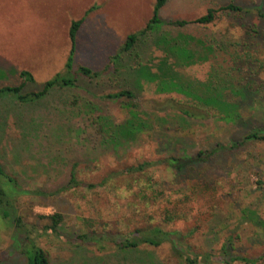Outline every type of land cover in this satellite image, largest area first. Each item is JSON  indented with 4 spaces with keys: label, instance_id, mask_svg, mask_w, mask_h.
Segmentation results:
<instances>
[{
    "label": "rangeland",
    "instance_id": "obj_1",
    "mask_svg": "<svg viewBox=\"0 0 264 264\" xmlns=\"http://www.w3.org/2000/svg\"><path fill=\"white\" fill-rule=\"evenodd\" d=\"M155 1L0 0V87L18 85L23 80L19 71L26 69L32 73L34 82L27 81L21 92L41 89L47 79L64 68L70 49V22L80 18L84 21L76 36L74 63L101 69L125 36L148 22ZM230 2L250 13L244 18L242 12L219 9ZM208 8L218 9L214 22L184 27L162 25L170 35L181 33L196 37L180 42L189 45L191 59L180 55V47L163 52L150 41L147 46L143 45L139 58L124 57L126 65L120 67L114 81L101 79L100 84H95L99 81L93 80L95 85L86 90L82 85L86 84L85 79L80 77L81 84L55 87L22 106L10 95L0 101V159L20 185L53 191L67 183L72 168L80 172L82 179L94 181L95 174L102 171L122 170L135 162H151L139 173L140 182L133 183L130 190L107 186L20 199L23 220L38 228L41 235L37 242L53 264H180L172 256L169 243L123 252L107 239L103 243L105 250H98L95 245H81L75 239L85 229L99 228L111 234L132 230L144 217L143 210L160 223L166 209L179 214L167 224L169 229H180L185 234L198 223L202 226L188 239L196 250L203 247L218 252L223 240L232 233L233 245L240 255L257 258L254 264H264V141L249 140L230 152L222 150L214 161L196 163L193 174L186 178L176 177L175 170L164 163L169 155L181 156L183 152L193 155L217 143L229 145L231 137L242 138L246 129L224 123L212 112H206L205 105L177 90L159 92L156 81L161 79L173 86L182 82L196 88L205 87L203 90L208 92L210 83L238 87L248 67L256 73L262 91L244 104L241 112L245 111L243 117L249 114L246 117L251 118L250 126L264 131V41L251 45L249 58L243 45L247 20L259 33L264 31V20L259 16V12L264 14V0H167L159 15L165 21L193 19ZM209 43L215 50L210 54ZM204 51L206 55L202 57ZM146 77L157 80L150 82ZM220 80L223 85L219 84ZM138 84L140 87L135 90L140 91L132 100L103 96V93ZM238 97L232 96L235 101ZM168 99L202 110L205 117H184L165 104ZM70 100L74 104H65ZM85 101L98 107L96 114L117 123L127 117V102H132L142 117L150 114L161 127L155 125L139 135L137 144L119 150L120 156L116 158L111 150L98 148L93 118L79 114ZM160 132L168 134L172 142L177 139L173 150L161 143ZM141 185L151 187L155 194L153 198H146L147 204L133 195ZM245 209L253 210L261 225L243 219L241 211ZM55 211L64 217L59 234L43 231L48 220L38 217ZM211 212L214 216L202 225V218ZM87 220L95 223L91 222L88 227ZM21 243L18 231L0 221V264H25ZM233 264L249 263L236 260Z\"/></svg>",
    "mask_w": 264,
    "mask_h": 264
},
{
    "label": "trees",
    "instance_id": "obj_2",
    "mask_svg": "<svg viewBox=\"0 0 264 264\" xmlns=\"http://www.w3.org/2000/svg\"><path fill=\"white\" fill-rule=\"evenodd\" d=\"M166 1L167 0L155 1L148 22H145L144 26L141 28L129 32L123 41L119 43L116 53L112 55L109 58V61L99 70H93L85 64L74 63L76 36L84 20L83 18L72 20L68 30L70 49L66 56L64 68L47 79L43 83V87L41 89L24 93L21 92L22 88L27 83V81L34 82V77L29 70H20L19 75L23 80L18 85L0 87V101L4 96L6 97V95H10L13 100L17 101L16 103L22 106L23 103L26 104L29 101L38 99L41 96L47 94L50 89L55 87L69 88L71 86L74 87L77 84H81V82H79L80 77H84L85 79L86 84L82 83V85H84L86 90H90L92 85L94 86L95 84H100L101 79L114 81L117 77L115 74H117L120 67L126 63L124 61V57L131 55L134 58H139L143 45L146 44L147 46L150 41H152V43L156 47L160 48L163 52H167L173 47H180L181 49H178L180 55L186 56L185 59H191L190 49L188 48L189 45L185 42L184 44L180 42L190 41L196 37L181 33H178L177 35H170L167 31L162 29V25L167 23L176 27H184L192 23L208 24L214 22L218 9L208 8L204 14L193 19H172L165 21L161 18L159 13ZM90 8L92 9L93 6ZM219 9L226 10L228 12H242L245 14L243 15L244 18L250 13L249 10L244 9L242 6L236 5L232 2L220 7ZM87 11H90V9ZM259 16L264 20L263 13L259 12ZM246 22V26L248 28L244 34L245 39L243 45L247 49L245 55L247 58H249V48L251 45L254 46L264 41V31L259 33V31L252 28L250 24L251 22H249V20ZM170 43H174L175 45H171ZM209 44L211 50L208 54L215 51L213 44ZM205 55L206 52L204 51L203 55L201 56L204 57ZM245 64L248 65V62L246 61ZM251 65H249V67ZM255 75L256 73L254 71H251V69L246 67L245 74L242 78H240L238 87H234L233 84L227 86L226 83L223 85L220 80L219 84H222L223 86L221 87V85L218 86L210 83L207 86L208 92L203 90L205 87H203V89L196 88L190 83L184 84L181 82L173 86V84L167 80L162 81L161 79L159 82L156 81L157 79L155 77L145 78L150 82L156 81V90H160L159 92H171L177 90L184 95L190 96L197 103L205 105L204 109L206 112H212L213 115H216L218 119L224 121V123L226 122L231 124L233 127L240 126L246 129V132L242 138H239L238 136L231 137L229 145L217 143L211 149L199 150L193 155L183 152L181 156H166L164 158V163H166L169 168L175 170L174 174L175 176L177 175L176 177L180 176L186 178L190 176L193 174L196 163L201 161L208 164L214 161V159L219 156L222 150L230 152L241 147L246 141L249 140L264 141V131L250 126L251 118L246 117L249 116V114L244 115L243 117V113L245 111L243 110L241 112V108L244 106V104H247L255 96H257L260 93V90L262 91V86L258 85L259 83L255 78ZM93 80L99 82H95L94 84L92 83ZM137 87L139 88L140 84H138L136 87L128 86L127 88H121L118 91L107 92L105 94L103 93V96L105 98L114 100L122 98L129 101L137 96L136 92L140 91L135 90ZM236 94L239 97L238 100L235 101L233 100L232 96ZM71 102L74 104V102L71 100L65 102V104H70ZM75 102L77 101L75 100ZM127 103H129L127 104V117L119 123L112 121L110 118L101 115L100 113L96 114V111L99 110L98 107L86 101L84 102L85 107L81 108L79 111L80 115H89L91 119L93 118V123L96 125L98 148L104 151L111 150L113 154L116 155V158L120 156L118 154L119 150H125L129 146L137 144L139 135L149 131L155 127V125L161 127L160 122L157 121V119H152L150 114H146L145 118L142 117L139 110L136 108V104H133L132 102ZM165 104L168 107L178 110L184 117H205V114L202 113V110L187 108L183 104L178 105L181 103L175 101L174 99L166 100ZM68 115L73 116L74 114L70 113ZM19 119L21 120V117ZM158 135L161 143L164 144L166 148H170L172 150L175 148L177 143L176 138H174L172 142L168 134L160 132ZM150 163L151 162L148 161L135 162L125 166L122 170L118 168V170L111 169L110 171L106 172L102 171L100 174H95V176L92 178L94 181L82 179L80 177V172L72 168L69 172V179L64 186L58 188L57 190L47 191L44 188H29L25 187L24 185H20L15 176L12 173H9V169L0 159V221L7 223L9 227L13 228L15 231H18V235L22 238V245H20V247H22L20 252L25 257V264H53L49 259L47 252L37 242V237L41 235L39 234L38 228L35 225L32 226V224H28L25 222V220H23V217L19 211L20 199L23 196L29 195L47 196L60 191H76L77 189L89 191L95 190L99 187L105 188L107 186L113 187L114 190L119 189L120 187L122 190L129 189L132 187L133 183L140 182L138 177L139 173H141L144 167ZM77 164L78 162H76L75 165ZM133 174H135V176H133ZM129 176L130 178H128ZM123 182L127 183L123 184ZM145 182L147 181L144 178L143 183ZM133 195L138 196V200H145L146 204L148 201L146 198L149 199L148 197L153 198L155 196L151 187L142 185L138 187L137 192H133ZM241 212L243 219L261 225L260 221L257 219V214H255L253 210L245 209ZM142 214L144 217H142L141 222L136 224L132 230L111 234L100 231L99 228L85 229L78 233L77 236H75V239L78 240L79 244L81 245H95L98 250H105V245L103 243L104 240L107 239L116 249L123 252L132 250L135 251L141 246L159 247L164 243H169L172 256L177 259L180 264H212L215 262L233 264L236 260L249 264H254L256 262L257 258H250L248 256L240 255L236 251L237 248L233 245L234 239L232 233L223 240L224 242L221 243L218 252H213L204 249L203 247L200 250H196L190 241H188V239H190L194 233L201 230L202 226H200L199 223L192 226L189 232L184 234L180 229H169L166 227L167 224L179 217V214L172 213L169 209L164 211L163 219L160 223L154 220V217L150 214V212L143 210ZM182 216L187 218L186 213H183ZM213 216L214 212H211L206 217L204 216L205 219L202 218V221H204L202 225L208 222V219L210 217L212 218ZM38 217L48 220V223L43 226V231H50L55 234H59V230L64 219L61 212L55 211L51 214H38ZM91 222L95 223L90 220L88 222L89 224L87 225L88 227H91ZM96 223L99 225L98 222Z\"/></svg>",
    "mask_w": 264,
    "mask_h": 264
},
{
    "label": "crops",
    "instance_id": "obj_3",
    "mask_svg": "<svg viewBox=\"0 0 264 264\" xmlns=\"http://www.w3.org/2000/svg\"><path fill=\"white\" fill-rule=\"evenodd\" d=\"M69 52V51H68Z\"/></svg>",
    "mask_w": 264,
    "mask_h": 264
}]
</instances>
